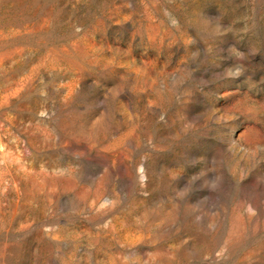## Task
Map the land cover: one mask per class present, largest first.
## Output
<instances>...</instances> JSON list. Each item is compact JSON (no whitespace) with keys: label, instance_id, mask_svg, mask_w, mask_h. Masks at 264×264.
<instances>
[{"label":"rangeland","instance_id":"obj_1","mask_svg":"<svg viewBox=\"0 0 264 264\" xmlns=\"http://www.w3.org/2000/svg\"><path fill=\"white\" fill-rule=\"evenodd\" d=\"M0 264H264V0H0Z\"/></svg>","mask_w":264,"mask_h":264}]
</instances>
